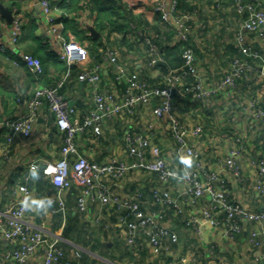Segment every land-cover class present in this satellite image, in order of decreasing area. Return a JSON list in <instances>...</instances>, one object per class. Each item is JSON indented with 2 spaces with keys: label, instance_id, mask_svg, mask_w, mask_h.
Here are the masks:
<instances>
[{
  "label": "crops",
  "instance_id": "0c3cea01",
  "mask_svg": "<svg viewBox=\"0 0 264 264\" xmlns=\"http://www.w3.org/2000/svg\"><path fill=\"white\" fill-rule=\"evenodd\" d=\"M34 1L0 0L12 11V18L15 4L23 15L17 51H27L37 56L49 52L57 57L55 60L43 58L44 73L35 77L22 62H14L10 58L12 56L8 57L0 51V119L13 117L27 110L24 103L20 104L16 100L17 96L29 97L38 86L56 85V81L64 76V83L58 89L72 108L71 122L80 124L93 106L95 90L113 91L118 97L123 91L124 85L114 79L110 63L105 58L104 48L108 45L118 49L119 60L125 65L127 74H134L140 81L147 79L150 84H163L162 65L148 63L140 29L156 42L162 56L161 63L166 68L177 67L172 59L164 62L170 48L177 49L176 55L181 56L183 46L189 44L194 52L199 77L206 85L218 83L227 72L233 56L240 53L235 35L240 28L242 16L232 0H221V7H215L212 0H187L190 6L197 7L198 12L193 17L192 24L190 23L186 41L177 37V24L173 15L159 25V15L153 10L156 0H121L132 15L125 37L122 32L107 29L101 31L102 25L96 20L92 22L88 17L90 11L87 7L76 11L69 8L68 0H61L63 3H57V13L63 23L64 37L69 39V36H74L88 53L82 64L68 66L51 49L45 27L37 19L41 13L40 7ZM243 2L264 10V0ZM91 14H95L94 9ZM140 19L147 26L137 24ZM0 21H5L6 28L12 24V20L7 22L1 14ZM105 27L109 28L110 25L105 22ZM90 29L96 31L97 35L93 36ZM87 33L96 41L87 40ZM166 38H169L168 41ZM102 43L106 44L105 47ZM244 43L257 50L264 49V40L257 39L253 34H247ZM95 64L100 66L101 77L97 87L77 77L83 67ZM254 64L255 71L240 78L235 86H225L203 100L176 92L173 105L182 125L190 130L196 125L202 127L200 133L189 135L188 142L201 152L205 164L218 170L224 178L222 184L215 182V186L224 189L230 198L243 203L248 209L261 211L264 209V198L256 189V167L250 164V159L264 158V123L256 120L246 109L249 98L260 95L264 88V80L259 77L260 62L255 60ZM158 103L159 99L154 98L147 106H137L131 114L124 111L105 118L100 125H90L78 130L75 140L80 154L97 161H105L113 156L127 158L126 133L131 130L143 132L148 124L153 123L156 127L153 142L160 146L162 154L172 167L180 168L166 120L158 119L153 114V107ZM1 130L0 210L14 201L13 189L24 183V177L28 175L31 193L26 219L44 234L43 241L35 252L36 256L30 259L29 264H37L44 254V246L56 235H60L59 245L66 257L92 264H261L260 247L250 240L249 235L250 230L259 224L248 221L240 234L234 238L227 237L222 227L215 228L202 217L203 209L211 202L210 196L206 194L192 201L190 196L182 193L185 183L181 178L164 183L155 172L134 170L112 185L118 193L135 198L145 210L161 209L165 214L162 221L178 233V240L172 243L166 238L165 245L158 253L151 250L144 235L135 243H128L118 222V214L102 207L97 200L88 202L86 210L80 211L75 188H70L64 194L66 209L53 211L52 208L56 206L50 201L53 184L42 170L46 162L56 161L61 157L64 132L58 128L47 104L44 103L39 108L29 136L13 134L12 140L8 141L4 138L6 128ZM237 137L246 148L242 156L235 158L242 168L240 181H236L232 172L223 167V160L231 154ZM165 186L171 188L173 196L180 194L181 213L175 212L172 204L160 205L153 200L152 190L164 189ZM192 211L199 218L198 225L188 226L184 219ZM260 239L259 235L255 241ZM15 246L14 242L0 232V260L13 259Z\"/></svg>",
  "mask_w": 264,
  "mask_h": 264
},
{
  "label": "built area",
  "instance_id": "2783aa9c",
  "mask_svg": "<svg viewBox=\"0 0 264 264\" xmlns=\"http://www.w3.org/2000/svg\"><path fill=\"white\" fill-rule=\"evenodd\" d=\"M59 1L61 0H35L41 10L37 19L44 25L49 45L59 59L65 61L68 66L82 64L87 59V50L75 40L74 36H69V39L64 37L63 23L57 13ZM212 1L215 7L222 6L221 0ZM232 1L242 16L240 28L235 35L240 54L233 56L227 72L214 85H206L202 82L195 65L193 49L189 44L183 46L182 65L169 69L163 76V84H150L146 80L140 81L134 74H127L125 65L119 60L118 49L108 45L104 48L105 58L110 63L114 79L118 83H123V91L118 97L113 91L95 90L93 106L84 115L80 124L71 122L72 108L58 89L64 83V76L56 81V85L38 86L29 97L17 96L16 100L20 104L24 103L27 110L13 117L0 119V135L3 133L2 128L7 130L4 134L5 139L11 141L13 134L29 136L37 112L44 103L53 114L58 128L64 132L60 149L61 157L56 161L46 162L42 170L53 184V192L50 196V201L56 204L52 208L53 211L66 209L64 194L70 188H75L77 207L80 211L86 210L88 202L97 200L102 207L118 214V222L128 243H135L144 235L151 250L158 253L165 245V239L168 238L175 243L178 240V233L162 221L161 209L145 210L135 198L118 193L112 185L134 170L155 172L164 183H171L174 179L181 178L185 183L182 193L190 196L192 201L206 194L210 196L211 202L203 209L202 217L211 226L222 227L227 237L234 238L240 234L248 221L259 224L250 230L249 235L250 240L259 245V259L261 264H264V209L252 211L243 203L230 198L224 189L215 186V182L222 184L224 178L218 170L208 167L202 159L201 152L188 142L189 135L200 133L202 127L196 125L190 130L182 125L172 102L175 90L183 89L184 91H180L190 93L195 99L203 100L225 86H235L240 78L255 71V60L260 62L259 77L264 80V49L257 50L244 43L247 34H253L257 39L264 40V10L243 0ZM153 10L162 20H167L173 15L179 39L181 41L188 39L191 28L188 21L193 15L179 11L176 0L169 2L156 0ZM13 12L12 24L9 28L5 27V21H0V51L8 57L12 56L10 58L14 62H22L33 76L38 77L44 73L42 60L30 52L17 51L24 18L16 6L13 7ZM144 40L149 43L146 49L148 63L154 65L161 58L158 46L151 42L148 36H145ZM77 77L97 87L101 79L99 64L83 67ZM189 77L191 79L187 82ZM178 87L180 89H176ZM154 98H158L159 103L153 107V114L158 119L166 120L167 128L174 140V152L179 158L180 168L172 167L162 154L160 146L153 142L156 133L153 123L148 124L143 132L131 130L126 133L127 158L113 156L105 161H97L80 154L75 140L78 130L90 125H100L105 118L124 111L131 114L135 112L137 106H147ZM246 109L256 120L264 123V88L260 95L249 98ZM245 152L246 148L237 137L231 154L223 160V167L232 172L236 181L241 180L242 168L235 158H239ZM250 164L256 167V189L264 198V158H252ZM29 179L28 175L24 177V183L13 189L14 201L0 210V232L16 244L13 259L0 260V264H29L43 241L44 234L26 219L31 193ZM179 195L173 196L168 186L164 189L152 190L155 202L160 205L172 204L177 213L182 212ZM198 220V216L192 211L184 222L188 226H193L198 225ZM259 235L261 239L256 242L255 238ZM59 239L60 235H56L46 243L44 254L37 264H90L84 260L66 257L59 245Z\"/></svg>",
  "mask_w": 264,
  "mask_h": 264
},
{
  "label": "trees",
  "instance_id": "16d2710c",
  "mask_svg": "<svg viewBox=\"0 0 264 264\" xmlns=\"http://www.w3.org/2000/svg\"><path fill=\"white\" fill-rule=\"evenodd\" d=\"M64 1V0H63ZM94 1V2H93ZM91 3H94L93 5L90 3V0H68L67 2H69L68 4L70 5V7L69 8H71V9H73V10H76V11H79V9H81V8H83V9H85V7H87L88 8V10L90 11V14H88V17H90V19H92V22L93 21H95V22H98L100 25H102V27H100V30L101 31H104L105 29H107V30H112V31H118V32H122L123 33V37H125L126 36V33H127V27L129 26V20L131 19V17H132V15L131 14H129L130 12V10H127L126 8H125V6L123 5V3L121 2V0H120V3L118 2V0H103V1H100V0H93ZM62 2V1H61ZM63 3V2H62ZM176 4H177V9L179 10V11H181V12H184V13H190V15L192 16L191 18H190V20L188 21L189 23H191L192 24V22H193V20H194V18H195V16L197 15V12H198V9H197V7L195 6V5H191L190 6V3L187 1V0H176ZM14 5V3L12 4V6ZM16 5V4H15ZM14 5V6H15ZM67 7V8H68ZM91 10H90V9ZM71 9H68V10H71ZM92 9H94V11H95V14L94 15H92L91 14V12H92ZM118 9V10H117ZM89 11H88V13H89ZM194 17V18H193ZM75 18H77V16L75 17ZM133 18H135V17H133ZM158 19L161 21L160 23H159V25L160 24H164V22H163V20L160 18V17H158ZM76 20V19H75ZM77 21V20H76ZM78 22V21H77ZM94 22V25L96 24L97 25V23H95ZM105 22L108 24V25H110V27L109 28H107V27H105ZM132 23H134V21H132ZM136 23V22H135ZM137 24H140V25H146V24H143V22H142V20L140 19L138 22H137ZM80 25H82V24H80ZM80 25H78V26H80ZM104 25V26H103ZM147 26V25H146ZM75 30H76V25H75ZM141 30V29H140ZM140 32H143V30H141ZM145 32H143V36H141V39L143 40V43H144V54L146 55V49L148 48V46H149V43H147V42H145V40H144V37L146 36L145 34H144ZM169 33H170V31H169ZM173 33V32H172ZM172 35V34H171ZM176 35H177V37H178V32H177V29H176ZM85 37H86V39L87 40H90L91 42H95L96 41V39H94L93 38V36L91 35V34H86L85 35ZM150 39H151V37L150 36H148ZM159 37V36H158ZM179 38V37H178ZM84 39V38H83ZM168 39L169 38H166V41H168ZM49 42V41H48ZM151 42H154L155 44H156V42L154 41V40H152L151 39ZM47 42H45V44H46ZM181 43H183V42H181ZM48 44V43H47ZM103 47H105V45L106 44H101ZM93 46V45H92ZM45 47L43 46V49H44ZM253 48V47H252ZM239 49V48H238ZM96 50V49H95ZM159 50V49H158ZM178 50L177 49H172V48H170V51H168L167 53H166V55H165V59H164V62L165 61H167V60H171L172 59V61L173 62H175L176 63V65H177V67H172V68H166L164 65H163V63H161V61H162V56H161V54H160V52H159V54H160V60H158L157 62H156V64L157 63H159V64H161L162 66H161V69H162V71L164 72L163 73V76L166 74V72L169 70V69H174V68H178V67H180L181 65H182V63H183V58H181V56H178V55H176V52H177ZM239 51H240V49H239ZM33 54V53H32ZM55 55H57L56 53H54ZM240 53H238L237 55H239ZM35 55V54H34ZM147 56V55H146ZM177 56V57H176ZM41 60L43 59V58H46V59H53V60H55L56 59V57H54L53 55H52V53H49V52H44V54H41L40 56H38ZM147 58H148V60H149V57L147 56ZM178 58H179V60H178ZM181 63V64H180ZM180 64V65H179ZM155 65V64H154ZM179 65V66H178ZM191 79V77H189L188 78V80H187V82L189 81ZM146 81H148L149 83H150V81L149 80H147L146 79ZM119 84H121V82L119 83ZM123 84V83H122ZM45 86H47V85H45ZM176 89H180V87H178V88H176ZM180 90H182V91H184L183 89H180ZM180 90H175L174 91V93H173V96H174V94L176 93V92H179L180 94H183V95H190L191 96V94L190 93H184V92H182V91H180ZM172 102H173V97H172ZM163 217L165 218V214L163 215ZM90 264H92V263H90Z\"/></svg>",
  "mask_w": 264,
  "mask_h": 264
},
{
  "label": "water",
  "instance_id": "95a60500",
  "mask_svg": "<svg viewBox=\"0 0 264 264\" xmlns=\"http://www.w3.org/2000/svg\"><path fill=\"white\" fill-rule=\"evenodd\" d=\"M37 7H40L39 4L37 3ZM0 14L7 19V22H11L12 20V11L8 8H6L1 2H0ZM91 34L93 36L97 35V32L94 31L93 29H90Z\"/></svg>",
  "mask_w": 264,
  "mask_h": 264
},
{
  "label": "rangeland",
  "instance_id": "374dc122",
  "mask_svg": "<svg viewBox=\"0 0 264 264\" xmlns=\"http://www.w3.org/2000/svg\"><path fill=\"white\" fill-rule=\"evenodd\" d=\"M140 31H141V30H139L140 35L143 36V32H140Z\"/></svg>",
  "mask_w": 264,
  "mask_h": 264
}]
</instances>
